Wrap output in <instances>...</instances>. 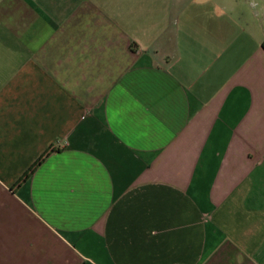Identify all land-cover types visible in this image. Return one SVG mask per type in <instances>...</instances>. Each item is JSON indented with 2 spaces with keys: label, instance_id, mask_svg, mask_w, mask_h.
I'll list each match as a JSON object with an SVG mask.
<instances>
[{
  "label": "crops",
  "instance_id": "obj_1",
  "mask_svg": "<svg viewBox=\"0 0 264 264\" xmlns=\"http://www.w3.org/2000/svg\"><path fill=\"white\" fill-rule=\"evenodd\" d=\"M264 0H0V264H264Z\"/></svg>",
  "mask_w": 264,
  "mask_h": 264
},
{
  "label": "trees",
  "instance_id": "obj_2",
  "mask_svg": "<svg viewBox=\"0 0 264 264\" xmlns=\"http://www.w3.org/2000/svg\"><path fill=\"white\" fill-rule=\"evenodd\" d=\"M263 48H264V44H263Z\"/></svg>",
  "mask_w": 264,
  "mask_h": 264
}]
</instances>
